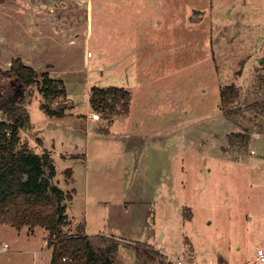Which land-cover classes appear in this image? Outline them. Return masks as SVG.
I'll return each mask as SVG.
<instances>
[{
	"label": "rangeland",
	"instance_id": "obj_1",
	"mask_svg": "<svg viewBox=\"0 0 264 264\" xmlns=\"http://www.w3.org/2000/svg\"><path fill=\"white\" fill-rule=\"evenodd\" d=\"M36 36L53 63L34 68L65 82L67 94L53 107L66 115L51 120L32 85L21 142L53 155L63 139L83 142L85 131L129 137L92 142V169L76 176L67 231L85 225L97 251L113 245L117 264H255L264 248V0L0 4V66L9 69ZM227 84L239 90L232 115L219 108ZM93 86H124L139 107L105 117L90 103ZM93 113L101 118L90 123ZM239 132L250 135L248 144L230 139ZM55 164V183L69 191L65 171L76 161ZM11 229L0 226V246L27 249L14 259L32 264L28 249L43 246L46 229L31 237Z\"/></svg>",
	"mask_w": 264,
	"mask_h": 264
},
{
	"label": "trees",
	"instance_id": "obj_2",
	"mask_svg": "<svg viewBox=\"0 0 264 264\" xmlns=\"http://www.w3.org/2000/svg\"><path fill=\"white\" fill-rule=\"evenodd\" d=\"M8 1L0 0V4ZM10 65L9 69L0 66V112L4 116L0 122V226L46 229L47 243L53 253L50 264H117L113 245L97 251L90 236L85 234V225L67 231L71 220L67 212L75 188L66 191L55 183L58 169L52 152L36 153L21 142L20 131L31 122L26 107L28 88L38 84L48 102L43 105L48 116L63 118L65 110L55 109L53 105L57 98L66 96L65 82L52 78L49 72H39L21 57H15ZM238 93L235 84L221 87L219 108L227 115L237 113L232 111V105ZM89 98L95 111L115 119L128 115L133 97L124 86H93ZM239 137L245 144L251 138L239 132L230 139ZM73 172L72 167L65 171L66 182L73 180Z\"/></svg>",
	"mask_w": 264,
	"mask_h": 264
},
{
	"label": "crops",
	"instance_id": "obj_3",
	"mask_svg": "<svg viewBox=\"0 0 264 264\" xmlns=\"http://www.w3.org/2000/svg\"><path fill=\"white\" fill-rule=\"evenodd\" d=\"M30 33H31V31H30ZM36 39L37 40L34 39L32 41V43L35 42V46L34 47L30 46V48L28 50H26V48L23 47L25 49V51L18 52V56L17 57H21L27 65H30V66L32 65L35 68H38V69L41 68V67L47 68L53 62H51L49 59L43 58L42 50H43V46L44 45H38L39 48H40L39 49L37 47V44H38L39 41H42V40L41 39L38 40V36H36ZM32 43H31V45H32ZM37 66H40V67H37ZM50 69H52V68H50ZM136 107H139V105L137 106V105H134L132 103V106H131L132 110L135 109ZM84 114L86 115V113H84ZM118 117H120V116H118ZM49 118L51 120H54V121L62 119V118L53 117V116H50ZM88 118L91 119V115H89ZM117 118H115V119H117ZM93 121L96 122L98 120H93V119L89 120L90 123H93ZM111 126H112V124H111ZM97 132L98 133L91 134L88 131L87 132L85 131V133L83 134L84 141L81 142V143H78V141L70 139V138L63 139V140H61V142L58 141L59 142L58 148L54 147L52 149L54 151L53 152V157H54L55 162H56V157H58V159L61 158V160H65V161H67L68 159L69 160L73 159L77 163L75 166H72L74 172H73V180L70 182V183L73 184V187L71 189L75 188V190H76L74 198H75V196L78 194V192L80 190V188L78 189L77 186H74V185H77L76 184V182H77L76 176H77L78 172H84L85 176L88 177L89 176V171L92 169V166H91L90 160H89V156H90L89 152H90V150H92L91 149L92 148V142L95 141L96 139H101L102 137H108V136L123 135L125 138L128 137V134L126 135V132L119 133V135H114L112 132H110V133H105V132L101 133L99 131H97ZM62 146H66V148H64ZM78 146H80V148H78ZM60 154L62 155V157L59 158ZM79 154H84L85 156L81 157V156H79ZM68 169H69V167H68ZM85 184L87 186L89 185L87 181H86ZM85 196H86L87 202L84 200L85 201V204H84V209L85 210L84 211H86L87 204L89 202L88 198H87V193H85ZM72 203H74V201ZM70 206H69V208H70ZM72 206H74V204ZM2 225H1V227H2ZM12 228L13 229H11V233H12L13 236H19L21 234L22 230L26 229L27 230V232H26L27 233V237H31L32 235L33 236L35 235L36 229L38 227H36L35 229L23 228V229H19V230L15 229L14 227H12ZM41 229L45 230L42 227H41ZM40 232H42L41 233V237H43V239H44L43 240V242H44L43 246H37V247L32 246L31 248L28 249L29 251H32L36 255V259L33 260L32 264H50V262L52 260L53 253H52L51 248L47 244L48 233H47L46 230L45 231H40ZM85 234H86V230H85ZM39 237H40V235H39ZM6 243L8 244V247H9V242H5L4 244H6ZM8 247L6 249H4V250L3 249L0 250V264H17L16 260L14 259V255L13 254H16L18 252H26L27 251V249H23L21 247H13V248H10V249ZM2 254H6V255H2ZM1 255L2 256H6V257L1 258ZM19 264H28V262L24 261L22 259Z\"/></svg>",
	"mask_w": 264,
	"mask_h": 264
},
{
	"label": "built area",
	"instance_id": "obj_4",
	"mask_svg": "<svg viewBox=\"0 0 264 264\" xmlns=\"http://www.w3.org/2000/svg\"><path fill=\"white\" fill-rule=\"evenodd\" d=\"M93 119L94 120H100L101 116L97 113H93ZM8 247V244H4L3 246H0V250H4ZM185 261L181 258H176L174 261H170L169 264H184ZM209 264H212L209 262ZM255 264H264V248L260 247L257 251L256 261Z\"/></svg>",
	"mask_w": 264,
	"mask_h": 264
}]
</instances>
